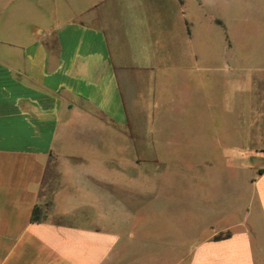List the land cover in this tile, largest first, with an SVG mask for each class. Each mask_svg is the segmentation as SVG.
<instances>
[{"label": "crops", "instance_id": "0c3cea01", "mask_svg": "<svg viewBox=\"0 0 264 264\" xmlns=\"http://www.w3.org/2000/svg\"><path fill=\"white\" fill-rule=\"evenodd\" d=\"M186 2L0 0V264H168V245L153 257L100 185L120 182L116 144L135 150L120 136L142 108L201 114L195 88L211 71L186 39ZM233 89L239 141L264 151V61L255 93ZM256 158L237 190L196 204L206 233L180 264H264V153Z\"/></svg>", "mask_w": 264, "mask_h": 264}, {"label": "rangeland", "instance_id": "374dc122", "mask_svg": "<svg viewBox=\"0 0 264 264\" xmlns=\"http://www.w3.org/2000/svg\"><path fill=\"white\" fill-rule=\"evenodd\" d=\"M186 1V39L211 71L201 74L195 88L201 95L194 101L201 114H179L174 109L162 115L159 108H142L120 136L122 141L134 140L135 150L116 144L126 157L116 171L120 182L106 180L100 185L115 191L121 203L116 217L152 241L153 257L161 242L164 249L168 245L163 250L168 264L185 262L197 237L206 233L196 220V204L208 207L211 196L218 201L219 195L237 190V180L249 175L258 163L256 157L264 153L239 141L241 117L238 110L230 115L226 107L231 87L243 85L255 93L257 65L264 61V0ZM239 102L233 99L235 108H240ZM82 149L93 152L75 148ZM111 150L101 152L113 155ZM39 209L43 217L44 205Z\"/></svg>", "mask_w": 264, "mask_h": 264}, {"label": "trees", "instance_id": "16d2710c", "mask_svg": "<svg viewBox=\"0 0 264 264\" xmlns=\"http://www.w3.org/2000/svg\"><path fill=\"white\" fill-rule=\"evenodd\" d=\"M40 209L39 208H34L33 213H32V222H38L40 221Z\"/></svg>", "mask_w": 264, "mask_h": 264}]
</instances>
